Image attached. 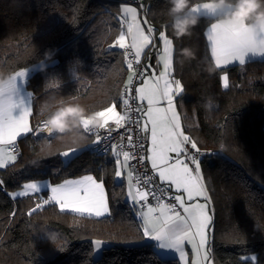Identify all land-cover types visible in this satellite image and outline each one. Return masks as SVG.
I'll return each instance as SVG.
<instances>
[{"label":"trees","instance_id":"1","mask_svg":"<svg viewBox=\"0 0 264 264\" xmlns=\"http://www.w3.org/2000/svg\"><path fill=\"white\" fill-rule=\"evenodd\" d=\"M142 5L156 43L163 29L173 37V74L184 91L183 131L208 153L198 159L214 214L213 261L264 264V59L216 69L205 37L214 18L202 16L191 36L177 39L163 14L165 0H142ZM118 7L115 0H0V72L37 65L26 84L33 98L34 129L60 101L79 103L89 112L113 103L120 108L130 73L123 51L111 47L121 27ZM184 47L194 49L196 56L181 65L177 56ZM53 49L45 70L39 71L43 54ZM154 55L151 51L150 60ZM224 74L227 89L221 83ZM84 135L79 145L55 135L18 140L20 155L0 169V264H179L176 258L160 257L145 242L125 199V183L114 182V160L95 156L90 151L94 139ZM45 140L52 147L42 152ZM220 145L221 154L211 156L209 151ZM72 146L81 151L65 164L60 153ZM79 174L103 182L109 215L61 212L54 203L29 215L34 208L30 198L10 195L28 181L58 183ZM45 231L56 234L53 243ZM94 239L106 243L96 258ZM248 254L257 260L245 259Z\"/></svg>","mask_w":264,"mask_h":264},{"label":"snow or ice","instance_id":"2","mask_svg":"<svg viewBox=\"0 0 264 264\" xmlns=\"http://www.w3.org/2000/svg\"><path fill=\"white\" fill-rule=\"evenodd\" d=\"M122 12L128 18L124 21L127 24V33L121 31L113 46L121 49L130 48L134 53L135 64L139 65L144 50L156 43L152 38L155 29L149 26L147 34L145 33L140 21L137 20L136 8L124 7ZM206 36L216 69L232 65L233 62H238L241 66L245 64L246 51L233 49L222 43V33L218 31V25L211 24ZM127 38H130V44L126 42ZM159 39L163 43L162 54L159 55L163 71L158 76L153 74L150 78L144 79L142 86L134 89L136 98L147 102L146 110L139 107L135 110L129 108V99L125 98L123 99L126 109L124 114L117 112L116 103L98 113L104 118L102 129L108 128L109 121L114 122L117 128H123L125 123L129 122L128 113L131 111H140L142 117H146L141 131L151 132V146L146 149L150 155L141 156L140 160L141 162L145 159L150 161L153 174L158 175L161 184L155 185L153 176L146 174L143 181L138 178L133 184L131 173H129L127 192L128 198L134 204L140 205L137 214L142 220L141 228L145 242H155L160 250L179 253L183 264H189L185 246L191 244L195 252V258L192 259L191 264H212L209 256V233L214 217L208 208L210 200L201 175L199 159L197 155L190 153L187 145L191 143V149H196L197 153L199 149L197 144L181 130L180 116L176 110L175 100L182 94L183 86L179 80L170 79L173 70V41L166 36L164 31L159 33ZM250 48L252 50L248 53L264 54V36L254 40ZM124 55L131 73L126 84V87H129L132 85L134 76L143 77L144 73L134 70L133 60L128 59V51H125ZM25 77L26 70L16 72L13 77L15 85L6 93L0 94V169L17 159L12 153L18 138L34 134V132H44L43 121L36 129L30 125L29 117L32 109L20 96V87L17 85V80L22 84ZM221 83L224 89L229 87L227 75L221 76ZM27 95L30 96L31 93ZM100 142L101 139L97 136L94 143L99 144ZM128 142L130 145L133 144L131 136L128 137ZM134 147L140 151L145 150L141 144H136ZM76 150L68 149L60 155L67 159L75 154ZM112 150L117 157L123 156V161L120 159L116 161L115 176L119 178L122 176L123 169L128 167V161L134 157L128 151H118L116 145H113ZM3 183L4 181L0 180V185ZM45 186L50 189L51 194L47 198L41 197L42 202L37 203L35 208L30 210L29 215L52 203L58 206L61 212L68 211L81 216L99 218L110 214L104 184L92 175H84L79 179H68L55 186ZM166 188L176 190L177 194L173 197L175 203L165 202L163 197L167 194ZM23 189L11 195L38 194L41 191V185L34 182L26 183ZM150 197L156 200L155 205L151 204ZM197 198H203L204 202H199ZM179 209H182V212ZM93 243L96 250L103 245L99 240ZM251 259L257 260L255 256Z\"/></svg>","mask_w":264,"mask_h":264},{"label":"clouds","instance_id":"3","mask_svg":"<svg viewBox=\"0 0 264 264\" xmlns=\"http://www.w3.org/2000/svg\"><path fill=\"white\" fill-rule=\"evenodd\" d=\"M167 8L163 14L167 17L169 26L177 39L192 35L201 18L214 17L211 24L218 25L222 33V43L233 49L251 52L250 45L257 38L264 36V0H165ZM55 50H46L43 60L39 61V71L45 70L44 61H50ZM196 53L190 47L179 49L177 62L184 64L195 59ZM212 69H209L211 71ZM14 74L0 72V94L6 93L15 85ZM104 118L98 111L89 112L83 105L75 102L60 101L46 111L43 131L49 136L55 134V139L68 140L73 145L85 140L84 133L102 129ZM51 141L42 142L41 151L51 149ZM223 150L224 145H220ZM38 165V160L30 162ZM47 239L53 243L56 234L44 232Z\"/></svg>","mask_w":264,"mask_h":264},{"label":"built area","instance_id":"4","mask_svg":"<svg viewBox=\"0 0 264 264\" xmlns=\"http://www.w3.org/2000/svg\"><path fill=\"white\" fill-rule=\"evenodd\" d=\"M128 2L138 6L140 8V12L144 15V10L142 9V0H128ZM121 27L124 31H126V24L123 22L121 23ZM123 53L125 51H128L129 56L128 59L133 60L134 70L136 72H142L146 73L147 70V64L151 59V51H153V48L148 49L144 54L141 56V63L139 65L135 64V57L134 53L131 52V49H121ZM130 73V71H129ZM131 75V73H130ZM129 75V76H130ZM144 77V76H143ZM143 77L140 76H134L132 85L129 87H126L127 82L125 83L124 87L121 91V104L119 110L121 111V114H124L125 112V106L123 105V99L127 98L129 99V108H132L135 110L137 107H142L139 105L136 99V94L134 89L138 86V84L142 81ZM128 81V80H127ZM129 115V122L125 123L123 128H117L115 123L112 121H109L108 128L100 129L95 132H89L86 133L88 136L92 137L94 141H96L97 136L100 137L101 142L99 144L92 143L90 146V151L94 153L95 156H104L107 153L113 152V145L117 146L118 151H128L130 154L133 155V159L128 161V166L131 168V177L133 184L136 183V180L139 178L141 181L145 178V174L147 176H153V183L155 185H160L161 182L158 179L157 175L153 174V171L151 169V165L149 164L148 160L145 159L143 162H141L140 157L141 156H147L146 149L148 148V135L145 132H142V120L143 117L141 115L140 111H131L128 113ZM44 121V118H42L39 122V124L36 126V128L41 124V122ZM35 128V129H36ZM47 136L49 137L45 132H34V134H31L33 137L38 136ZM131 136L133 139V144L130 145L128 142V137ZM136 144H141L144 147V151H140L134 147ZM187 148L190 149V153L193 155H197L198 158L204 157L206 154H208L206 151L200 150L199 153H197L196 149H191V145L188 144ZM21 149L19 145L16 143L15 148L12 154L16 155L18 157L20 155ZM222 150L221 148H217L214 150L209 151L211 156H217L221 154ZM159 192V188L157 189ZM166 195H164V200L167 203L173 204L175 203L173 197L176 195L172 188H166ZM41 197L44 198L42 194H36V196L30 195L29 198L31 199L34 208L37 203H41ZM150 202L152 205L156 204V200L152 199L150 197ZM138 208H140L139 204H136ZM178 208V206H177ZM182 212V209H179ZM211 214H213V210H211ZM106 247V246H105ZM104 247V248H105Z\"/></svg>","mask_w":264,"mask_h":264},{"label":"crops","instance_id":"5","mask_svg":"<svg viewBox=\"0 0 264 264\" xmlns=\"http://www.w3.org/2000/svg\"><path fill=\"white\" fill-rule=\"evenodd\" d=\"M131 4H132V3H131ZM122 21H123V20H122ZM125 24H126V23H125ZM210 26H211V24L207 27V29H206V33H207L208 29L210 28ZM126 29H127V24H126ZM124 32L127 33V30L124 31ZM153 36H154V35H153ZM205 37H206V40H207V36H206V35H205ZM154 40H155V38H154ZM126 42H127L128 44H130V43H131L130 38H127ZM159 42H160V40L158 39V43H155V44L152 45V46L150 45L148 48H146V49L144 50V52H146L148 49H151V47H152L155 55H154V57L152 58V59H153V60H152V63H151L150 61L148 62L146 73H145V75H144L142 81L138 84L137 87L142 86V84H143V80H144V79H146V78H150L153 74H155L156 76H158L159 73H160L161 71H163V65H162V63L159 62V55L162 54V53H160V51L157 52ZM207 43H208V41H207ZM208 46H209V43H208ZM209 49H210V46H209ZM144 52H143L142 54H144ZM210 52H211V49H210ZM262 59H264V54H259V55H257V54H254V53H247V54L245 55V63H246L247 61L262 60ZM235 64H238V62H233L232 65H235ZM150 66H151V68H150ZM229 66H230V65H229ZM222 67H227V66H222ZM152 68H153V70H152ZM18 71H20V70H18ZM18 71H16V72H18ZM16 72H14V73H12V74H15ZM30 75H31V72L27 70V71H26V77H25L24 82H23L22 84H20V83H19V80H17V85H18V87H20V96H21L22 98L25 99V103H26V104H29V105L31 106L32 113H33V98H32V94H31L30 96L27 95L28 93H31V92H30V90H28L27 87H26L27 80H28V78L30 77ZM170 79H172V80H177V79L175 78L174 74H173V70H172V72H171ZM183 92H184V91H183ZM183 92H182V94L179 95V96L176 98V100H175L176 110H177L178 115L180 116V123H181V128H182V130H183V126H182V119H183L182 116H183V112H182V104L180 105V102H179V101H180V98L184 97ZM139 103H140L141 106L143 107L142 109H143V110H146V108H147V102H146V101H140V100H139ZM165 106H166V105H165ZM143 118H144V117H143ZM29 122H30V125L32 126V114H31V116L29 117ZM142 122H143V120H142ZM142 124H143V123H142ZM142 127H144V126H142ZM148 127H149V129H150L151 125L149 124ZM183 132H184V131H183ZM184 133H185V132H184ZM185 134H186L187 136H189L187 133H185ZM28 135H29V134H28ZM28 135H27V136H28ZM147 135H148V148H149V147L151 146V140H150L151 132L148 131V132H147ZM24 137H26V136H24ZM24 137L18 138V140H20V139H22V138H24ZM189 137H190V136H189ZM190 139H191V138H190ZM18 140H17V142H18ZM17 142H16V143H17ZM189 144H190V143H189ZM190 145H191V144H190ZM147 155H150V153H148ZM173 155H174V154H173ZM119 159H120L121 161H123V156L121 155ZM112 160H114L115 167H116V169H117V163H116L117 159H112ZM148 162H149V164L151 165L150 161H148ZM12 163H13V162L9 163L8 165H10V164H12ZM8 165H7V166H8ZM190 166L193 167V168L195 167L194 165H190ZM200 167H201V163H200ZM201 170H202V167H201ZM129 173H131V168L128 166L126 169H123V171H122V176L119 177L120 182H124V183L126 184L127 188H128V175H129ZM157 176H158V175H157ZM114 179L116 180V176H114ZM158 179H159V177H158ZM172 189H173V191L175 192V194H177V193H176V190H175L174 188H172ZM205 189H206V187H205ZM206 191H207V190H206ZM207 192H208V191H207ZM44 194H46V193L44 192ZM46 196H48V195L46 194ZM197 200H199V202H204V201H203V198H197ZM193 202H195V201H193ZM135 208H136L135 210H136L137 213H138V211L140 210V208H138L136 205H135ZM208 208L210 209V211L212 210V207H211L210 203L208 204ZM136 217L139 219L140 224L142 225V220H141V218L139 217L138 214H137ZM210 237H211V235H210V233H209V243H210ZM144 239H145V238H144ZM97 240H98V239H94L93 242H94V241H97ZM99 241H101V240H99ZM101 242H102L103 245H102V247H101L99 250H96V249H95V246H94V243H93V246H94V255H97L98 252H100V250L104 249V247L106 246V243H105L104 241H101ZM148 243L152 245L153 250H154V251L156 252V254L159 255L160 257H163V258H176V260L179 262V264H183V262H182V261L180 260V258H179V253H174V252H172V251H170V250H160V249L158 248V246L156 245L155 242H148ZM185 252H186V254H187L188 262H189V264H191L192 259L195 258V252H194L193 247H192L191 244H186V246H185ZM209 256H210V258H211L212 264H215V262L213 261V258H212L211 247H210Z\"/></svg>","mask_w":264,"mask_h":264},{"label":"rangeland","instance_id":"6","mask_svg":"<svg viewBox=\"0 0 264 264\" xmlns=\"http://www.w3.org/2000/svg\"><path fill=\"white\" fill-rule=\"evenodd\" d=\"M115 1H119V7H118V18H119V21H120V23H123L126 19H128L127 17H125V15H124V13L122 12V9L124 8V7H134V8H136V10H137V20L138 21H140V24H141V27L145 30V33L147 34V28L149 27V24H148V20H147V17L145 16V14L143 15L141 12H140V8L138 7V6H136V5H134V4H131L130 2H128V0H115ZM142 9H144V5H142ZM146 9V8H145ZM202 16H203V14H202ZM207 17H210V16H207ZM211 18H214V17H211ZM123 20V21H122ZM121 31H123L124 32V30L122 29V27H120L119 29H118V34H117V36H116V39H117V37H118V35L120 34V32ZM161 31H164L165 32V34H166V36L168 37V38H170V39H172V41H173V37L172 36H170L164 29L163 30H161ZM161 31H159L158 32V39H159V33L161 32ZM152 38L154 39V36H153V33H152ZM116 39H115V41H116ZM160 40V39H159ZM115 41L111 44V47L112 48H117V49H121V48H119L118 46H113L114 44H115ZM152 46V45H151ZM162 49H163V43H162V41H160L159 42V45H158V50H157V52L158 51H160V53H162ZM173 54H174V42H173ZM231 66V65H230ZM37 67V65H32L31 67H26V68H23V69H20V71L21 70H28V71H30L31 73L33 72V71H35L36 68ZM150 68H151V66H150ZM152 70H153V68H152ZM225 75V74H224ZM183 98L184 97H182V98H180V105L183 103ZM137 99V98H136ZM137 102L139 103V99H137ZM139 105L141 106V104L139 103ZM142 107V106H141ZM143 108V107H142ZM102 110H104V109H102ZM116 110H117V112H119L120 114H121V111L119 110V108H116ZM99 111H101V110H99ZM182 118H183V116H182ZM145 119H146V117H144L143 118V124H141L142 126H144V121H145ZM143 128V127H142ZM181 130H182V128H181ZM183 131V130H182ZM185 134V133H184ZM30 135V134H29ZM186 135V134H185ZM191 138V137H190ZM191 141H193V139L191 138L190 139ZM194 142V141H193ZM191 144V143H190ZM77 149L76 150V152H75V154H73V155H70L67 159L65 158V157H63V156H61V158H62V161L65 163V164H67L68 162H69V159L70 158H72V157H74L75 155H77L78 153H80V151H81V148L80 147H78V146H72V147H69V148H67V149H65V150H62V152H64V151H67L68 149ZM83 149H86V147H84ZM82 149V150H83ZM61 152V153H62ZM121 156V155H120ZM120 156L119 157H117L116 155H114L113 154V152H111V153H107L106 155H104L103 156V158L105 159V160H112V159H119L120 158ZM200 162V161H199ZM84 175H89V174H79V175H76V176H73V177H69V178H65V179H63L62 181H60V182H58V183H52L49 179H38V180H32V181H28V182H26V183H37V184H39V185H41V191H40V193H38V194H42L43 196H44V198H47V196H46V194L47 195H50L51 193H50V189L49 188H47L45 185H52V186H55V185H58V184H61V183H63L65 180H68V179H79V178H81L82 176H84ZM201 175H202V178H203V172H202V170H201ZM96 179V178H95ZM99 181V180H98ZM99 182H102L101 180L99 181ZM116 184H119V183H121L120 182V179L119 178H117L116 177V180L114 181ZM26 183H24V184H26ZM103 183V182H102ZM23 184V185H24ZM23 185L21 186V188H19V189H17V190H14V191H12V192H10V195L12 194V193H18V192H21V191H23L24 189H23ZM104 187H105V185H104ZM44 192L46 193V194H44ZM127 192H128V188H127V186H126V184H125V199H126V201H127V204H128V206L130 207V209H131V211L134 213V215L135 216H137V211L135 210L136 208H135V205L136 204H134L133 203V201L130 199V198H128V196H127ZM105 193H106V187H105ZM107 194V193H106ZM30 195H33V196H36V194H29V195H26V196H20V195H16V196H13V195H11L14 199H22V198H25V197H29ZM31 200V199H30ZM59 208V207H58ZM66 212H68V211H66ZM69 213H72V212H69ZM76 214V213H75ZM85 216H87V215H85ZM107 216V215H106ZM89 217H94V216H89ZM212 230H213V226L211 227V230H210V235L212 234ZM100 253H101V250H100V252H98V254L97 255H94V258H96V257H98L99 255H100ZM253 256H255L254 254H248L246 257H245V259H248V260H252L251 259V257H253ZM253 261V260H252Z\"/></svg>","mask_w":264,"mask_h":264},{"label":"bare ground","instance_id":"7","mask_svg":"<svg viewBox=\"0 0 264 264\" xmlns=\"http://www.w3.org/2000/svg\"><path fill=\"white\" fill-rule=\"evenodd\" d=\"M47 134V133H46ZM48 135V134H47ZM55 134H53L52 136H54ZM49 136V135H48ZM52 136H49V137H52Z\"/></svg>","mask_w":264,"mask_h":264},{"label":"water","instance_id":"8","mask_svg":"<svg viewBox=\"0 0 264 264\" xmlns=\"http://www.w3.org/2000/svg\"><path fill=\"white\" fill-rule=\"evenodd\" d=\"M150 62L152 63V60H150Z\"/></svg>","mask_w":264,"mask_h":264}]
</instances>
